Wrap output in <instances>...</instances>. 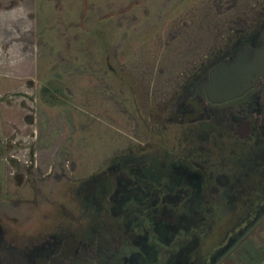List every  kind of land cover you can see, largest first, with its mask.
<instances>
[{
	"label": "flooded vegetation",
	"instance_id": "1",
	"mask_svg": "<svg viewBox=\"0 0 264 264\" xmlns=\"http://www.w3.org/2000/svg\"><path fill=\"white\" fill-rule=\"evenodd\" d=\"M217 69L233 97H212ZM174 83L55 218L0 211V264L264 261V0Z\"/></svg>",
	"mask_w": 264,
	"mask_h": 264
},
{
	"label": "rangeland",
	"instance_id": "2",
	"mask_svg": "<svg viewBox=\"0 0 264 264\" xmlns=\"http://www.w3.org/2000/svg\"><path fill=\"white\" fill-rule=\"evenodd\" d=\"M258 1L0 0L1 213L55 218Z\"/></svg>",
	"mask_w": 264,
	"mask_h": 264
},
{
	"label": "water",
	"instance_id": "3",
	"mask_svg": "<svg viewBox=\"0 0 264 264\" xmlns=\"http://www.w3.org/2000/svg\"><path fill=\"white\" fill-rule=\"evenodd\" d=\"M227 70H232V67H228ZM223 81L220 78V69H217L213 73V81L210 86V93L213 98L218 100L228 99L236 95L238 89L237 85L232 80L227 81V85L223 86ZM264 264V261L261 263Z\"/></svg>",
	"mask_w": 264,
	"mask_h": 264
},
{
	"label": "trees",
	"instance_id": "4",
	"mask_svg": "<svg viewBox=\"0 0 264 264\" xmlns=\"http://www.w3.org/2000/svg\"><path fill=\"white\" fill-rule=\"evenodd\" d=\"M264 250V249H263Z\"/></svg>",
	"mask_w": 264,
	"mask_h": 264
}]
</instances>
